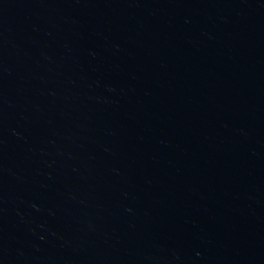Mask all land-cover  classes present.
Masks as SVG:
<instances>
[{
  "label": "water",
  "instance_id": "1",
  "mask_svg": "<svg viewBox=\"0 0 264 264\" xmlns=\"http://www.w3.org/2000/svg\"><path fill=\"white\" fill-rule=\"evenodd\" d=\"M0 264H264V0H0Z\"/></svg>",
  "mask_w": 264,
  "mask_h": 264
}]
</instances>
